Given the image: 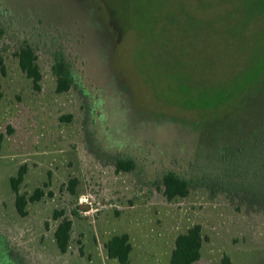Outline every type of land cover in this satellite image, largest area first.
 I'll use <instances>...</instances> for the list:
<instances>
[{
	"label": "rangeland",
	"instance_id": "obj_1",
	"mask_svg": "<svg viewBox=\"0 0 264 264\" xmlns=\"http://www.w3.org/2000/svg\"><path fill=\"white\" fill-rule=\"evenodd\" d=\"M0 60V264H119L105 245L121 235L128 264H169L196 225L198 264H264V0H0ZM22 167L19 194L42 191L24 217ZM168 172L186 197L164 196Z\"/></svg>",
	"mask_w": 264,
	"mask_h": 264
},
{
	"label": "trees",
	"instance_id": "obj_2",
	"mask_svg": "<svg viewBox=\"0 0 264 264\" xmlns=\"http://www.w3.org/2000/svg\"><path fill=\"white\" fill-rule=\"evenodd\" d=\"M18 64L21 71L31 79L33 85L38 87L41 75L36 64V55L33 49L29 46L21 47L16 53ZM0 67L2 62L0 60ZM52 72L56 78V92H67L74 84L71 72L65 62L57 58L52 66ZM116 171L129 172L134 168V163L130 160L118 159L115 164ZM26 169L20 168L15 177L10 179V186L15 194V209L19 216L26 215L25 207L28 202H35L42 196V191L36 190L35 193L26 197L20 195L18 187L22 182ZM163 194L168 200L175 198H184L189 193V185L186 180L180 178L173 172H168L162 179ZM71 189V188H70ZM72 190V189H71ZM73 192V190H72ZM62 214L55 213L54 219L58 220L57 227L54 231V240L57 249L61 254L67 251L68 243L70 240L71 221L63 218ZM202 247L201 228L196 225L187 230L186 233L179 234L174 242V248L170 255L169 264H198L200 259V251ZM108 258L115 259L119 264H128V257L131 251V246L128 242L127 235L114 236L105 245ZM221 264H231L228 257H224Z\"/></svg>",
	"mask_w": 264,
	"mask_h": 264
}]
</instances>
